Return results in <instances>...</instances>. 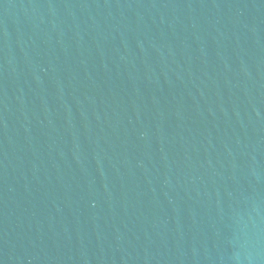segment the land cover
<instances>
[{"label": "water", "instance_id": "water-1", "mask_svg": "<svg viewBox=\"0 0 264 264\" xmlns=\"http://www.w3.org/2000/svg\"><path fill=\"white\" fill-rule=\"evenodd\" d=\"M0 264H264V0H0Z\"/></svg>", "mask_w": 264, "mask_h": 264}]
</instances>
